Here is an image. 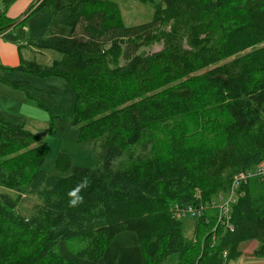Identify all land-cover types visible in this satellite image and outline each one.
<instances>
[{"label": "trees", "instance_id": "1", "mask_svg": "<svg viewBox=\"0 0 264 264\" xmlns=\"http://www.w3.org/2000/svg\"><path fill=\"white\" fill-rule=\"evenodd\" d=\"M15 1L2 0L0 29L19 20L6 16ZM41 9L51 17L67 10L68 36L27 45L61 58L14 70L72 87L74 110L65 117L80 141H95L102 167L47 173V144L0 120V188L15 195H0V264H96L122 232L136 235L143 264L171 255L177 264H229L249 242L251 256L264 260V182L241 185L232 231L207 212L188 237L170 213L196 192L204 202L225 193L236 174L264 161V0H158L151 22L129 27L110 0H39L25 16ZM154 45L161 50L144 52ZM70 167L59 154L55 169ZM85 176L83 203L70 207L67 193ZM24 196L37 199L28 215L18 211ZM73 239L84 247L64 259L58 243Z\"/></svg>", "mask_w": 264, "mask_h": 264}, {"label": "rangeland", "instance_id": "2", "mask_svg": "<svg viewBox=\"0 0 264 264\" xmlns=\"http://www.w3.org/2000/svg\"><path fill=\"white\" fill-rule=\"evenodd\" d=\"M110 1L118 5L122 23L128 27L151 22L154 4L158 2V0H153V3L143 4L140 0ZM0 7L2 6L0 5ZM67 13L68 11L64 10L56 17H51L46 9H41L31 14L15 28H8L9 30L2 31L0 34L6 33V40L10 39V41L19 44H26L31 38L46 37L49 33L67 37L69 31L61 24ZM9 32L11 33L9 34ZM20 49L24 60L34 61L44 66H49L53 60L61 58L59 53L51 50H28L26 47ZM160 50V45H154L144 49V52L152 54ZM3 79L26 85H24V90H15L4 84ZM74 105L75 92L62 78L42 79L31 73L0 70V120L3 118L5 120L2 121L24 125L25 129L37 135L42 142L47 144L48 153L41 168L47 173L67 176L75 167L90 170H99L102 167L95 148V141H80L77 127L71 126L65 117L74 110ZM59 154H65L70 160L71 167L66 174L55 169ZM3 193L15 196L10 191L0 188V195ZM195 195L200 196L199 192H196ZM36 201L35 196H24L21 198L18 211L22 215H28L30 206ZM183 224L185 235L191 236L194 220L186 219ZM255 245V242L241 245L243 255L229 264H264L263 259L251 256ZM83 247V242L73 239L58 243L57 251L64 259H75L76 253ZM79 263L92 264L87 259H80ZM177 263L178 256L171 255L163 264ZM96 264H143L136 235L132 232H122L116 235Z\"/></svg>", "mask_w": 264, "mask_h": 264}, {"label": "built area", "instance_id": "3", "mask_svg": "<svg viewBox=\"0 0 264 264\" xmlns=\"http://www.w3.org/2000/svg\"><path fill=\"white\" fill-rule=\"evenodd\" d=\"M2 0H0L1 4ZM251 179H258L264 182V161L254 168L236 174L228 191L215 196L210 201H202L199 196L195 202L185 206L174 204L170 210L171 216L175 220L198 219L211 212L216 220V227L223 226L226 230L232 231L231 211L239 196L242 184H246Z\"/></svg>", "mask_w": 264, "mask_h": 264}, {"label": "crops", "instance_id": "4", "mask_svg": "<svg viewBox=\"0 0 264 264\" xmlns=\"http://www.w3.org/2000/svg\"><path fill=\"white\" fill-rule=\"evenodd\" d=\"M33 3H36V1L35 0H16L8 8V12L6 13L7 18L16 20V19H20L23 17L22 19L26 20L31 14L29 16H25V14ZM22 19L20 20L21 22H23ZM16 22H18V20L13 23V26L11 27L12 29L15 28ZM10 33L11 32H9V34ZM6 36H7L6 33L2 35L0 34V70L14 71L15 68L20 66V63L22 61H27V60H24L20 48L26 47L28 50L32 48H29L27 43L19 44L15 41H10V39L6 40L5 38ZM15 71H18V70H15ZM2 120H5V119L2 118Z\"/></svg>", "mask_w": 264, "mask_h": 264}, {"label": "clouds", "instance_id": "5", "mask_svg": "<svg viewBox=\"0 0 264 264\" xmlns=\"http://www.w3.org/2000/svg\"><path fill=\"white\" fill-rule=\"evenodd\" d=\"M90 181L88 177H83L76 185L74 188H72L68 193L69 197V206L70 207H76L80 203H83V196L80 195L81 191L83 189H86L89 185Z\"/></svg>", "mask_w": 264, "mask_h": 264}, {"label": "water", "instance_id": "6", "mask_svg": "<svg viewBox=\"0 0 264 264\" xmlns=\"http://www.w3.org/2000/svg\"><path fill=\"white\" fill-rule=\"evenodd\" d=\"M37 1H39V0H36V3H37ZM7 29H8L7 27H5V28H3V29H0V33H1L2 31L7 30Z\"/></svg>", "mask_w": 264, "mask_h": 264}]
</instances>
